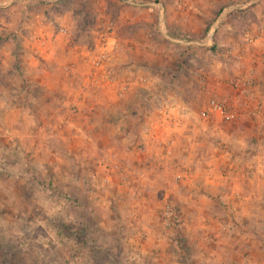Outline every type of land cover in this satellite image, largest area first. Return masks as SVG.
I'll return each instance as SVG.
<instances>
[{"label": "rangeland", "instance_id": "obj_1", "mask_svg": "<svg viewBox=\"0 0 264 264\" xmlns=\"http://www.w3.org/2000/svg\"><path fill=\"white\" fill-rule=\"evenodd\" d=\"M262 29L264 0H0V264H264V118L201 115L240 111ZM111 77L147 84L116 100Z\"/></svg>", "mask_w": 264, "mask_h": 264}, {"label": "crops", "instance_id": "obj_2", "mask_svg": "<svg viewBox=\"0 0 264 264\" xmlns=\"http://www.w3.org/2000/svg\"><path fill=\"white\" fill-rule=\"evenodd\" d=\"M264 30H257V34H256V37L257 38V41L255 43H257V48H258V52H256V58L255 59H252V65H244L245 67L243 69H239L237 74L235 75V80L233 79L232 82H234V85L237 86V90L240 92V94L238 93V97H236V104L238 102V105L240 103L239 106V109L242 113V115H246L249 114L248 111L249 109L251 108H247V105H244L245 102L248 101V97L250 96H253V99H257V100H261V99H264L263 96H261L260 92H259V84L262 82L261 79H263L264 77ZM44 43V42H42ZM30 46L31 48L30 49H33L35 51H31V53H29V58L27 56L28 59H30L31 57V60L30 61H35L36 58H35V55L38 53L39 57L42 58L43 60H48L49 59V54L45 51L44 48H37L34 46V44H31L30 43ZM12 53V52H11ZM18 60V59H17ZM128 77V81L126 83H124L121 87L118 83V80H116L115 77H111L109 78V86L110 88L113 90V93H114V98L116 100H121L122 98L123 99H128L130 97V95L132 94L133 92V86H136L135 83H138L137 85H141L143 86V84L145 85V83L147 84V78L145 77ZM156 78H161V79H164V77H156ZM172 78V77H171ZM200 78V77H199ZM204 81V80H203ZM245 91H247V93H244ZM251 101V100H250ZM176 105L175 103L174 104H170L168 106H161V107H156L155 110H156V114H155V120L152 121V127L153 129L156 128L157 126H167V127H171L172 129H176V128H179V126H181V119L180 120H177L175 119V106ZM182 107L183 103H181ZM186 106V105H185ZM178 108V107H177ZM185 109V107H183L180 112H182V110ZM177 110V109H176ZM177 112H179L177 110ZM250 117V116H249ZM248 117V118H249ZM262 117V116H260ZM263 118V117H262ZM262 118H260L262 120ZM250 119V118H249ZM262 123V125H264V122L263 121H260ZM203 127H197V126H193V127H188V130L190 131V133H192L193 135H195V132L197 133L198 130L200 129H206V125L203 124L202 125ZM159 128V127H158ZM157 129V128H156ZM154 129V130H156ZM194 131V133L192 132ZM148 140H152L154 143H158L160 144L161 141L159 139V137L157 136L156 133H150V136L148 137ZM194 140V136H189L187 138V141L189 142V144L191 146L194 145V143H191L192 141ZM174 142L175 140H170L169 142L165 143L166 145H169L170 148L174 145ZM170 148L168 149L167 153H171L170 152ZM131 153L133 154V152L131 151ZM130 154V152H129ZM210 154H208L209 156ZM208 156H203V160H206L208 159ZM128 158V156H127ZM147 158V157H146ZM210 158V157H209ZM114 159V158H113ZM110 161H111V158H110ZM136 161V159H134V162ZM144 161H145V164H144ZM147 159H145V157H143V154L140 155V159H139V162H140V165H141V171L144 172V174H142V176L144 175L145 178L149 177L150 176V173H149V169L147 168L146 166V162ZM125 163L126 165L125 166H128L126 167L127 169H129L131 172H129L128 174H131V176H133V169H135V163H132V157L128 158V159H125ZM112 169L114 168H117L119 165L118 164H115L114 160L112 161V164L110 165ZM235 171H231V174L234 173ZM135 175V174H134ZM135 192H141L143 194H145V192H149L150 191H147L146 189V186L144 187H140L138 190L137 189H133V193ZM220 193V194H219ZM219 193H217L216 195L213 196H209V195H204L205 197V200L206 201H211L212 203H219L220 202H229L230 200L232 201H235V202H238V198H240L239 196V193L235 190H231V191H227V192H224L223 190L222 191H219ZM218 196V197H217ZM223 196V198H221ZM221 200V201H220ZM224 200V201H223ZM193 203L197 204V200L195 201V199L193 198L192 201Z\"/></svg>", "mask_w": 264, "mask_h": 264}, {"label": "built area", "instance_id": "obj_3", "mask_svg": "<svg viewBox=\"0 0 264 264\" xmlns=\"http://www.w3.org/2000/svg\"><path fill=\"white\" fill-rule=\"evenodd\" d=\"M246 41L249 43H253L252 38H249ZM234 87L237 89L236 85H234ZM244 105H247L248 109L251 107L248 111L249 114L246 113L247 117L250 116L249 118H256V119L262 118V117L264 118V99L257 100V99H253V96L251 97L249 96L248 101L245 102ZM241 114L242 113L239 110H237L236 107L235 108L231 107L225 101H216V100H208L203 108V111L201 112V115L205 117L206 119L208 120L218 119L219 121L227 125L236 124L239 118L245 116ZM165 216L167 218L171 216V213L168 207L165 208Z\"/></svg>", "mask_w": 264, "mask_h": 264}]
</instances>
